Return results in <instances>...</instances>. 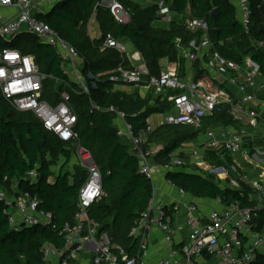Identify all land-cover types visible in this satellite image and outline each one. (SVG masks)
<instances>
[{
	"label": "built area",
	"instance_id": "obj_1",
	"mask_svg": "<svg viewBox=\"0 0 264 264\" xmlns=\"http://www.w3.org/2000/svg\"><path fill=\"white\" fill-rule=\"evenodd\" d=\"M42 1L45 0H0V42L5 44L0 47V89L15 109L34 113L44 128L62 141L77 142L78 117L68 91L60 93L56 104L44 99L45 82L52 76L40 70L32 54L12 46L22 34L37 36L42 43L55 48L61 57L63 73L67 76L62 82L75 91L70 84L74 82L81 88V93H90V82L83 72L79 51L39 17V14H45L39 9ZM235 2L240 12L238 21L249 32L252 18L250 2ZM103 5L111 8L119 22H130L128 10L117 0H109ZM158 6V15L167 24L179 20L191 31L203 32L200 41L194 39L186 47L180 38L175 44L183 52L186 62L193 65L201 60L205 72L197 77L191 66L192 78H188L186 69L180 71L182 64L177 61L163 67L159 74H150L138 50L129 55L123 41L108 33L102 48H117L128 56L130 63H121L109 72V80L115 85L145 87L159 93L161 100L170 105L167 111L160 112L161 126H199L205 118L224 107L238 123L208 128L204 140L196 142L190 149L181 147L182 153L188 152L191 162L181 155H171L168 162L153 165L150 162L153 152L147 146V135L154 131V126L149 123L137 132L127 120L125 111L110 106L108 110L116 114V121L122 122L120 127L117 126L118 134L131 143L132 153L139 160V172L154 181L160 171L166 184L175 188L177 196L168 202L154 189L147 208L135 220L129 234L137 243L136 250L130 252L117 246L110 233L102 231L101 224L89 214L92 205L105 195L103 176L92 153L78 143V164L87 174L78 192L72 222L60 225L52 212L39 208V200L29 191H20L13 185L0 188V201L6 205L4 211L14 231L39 226L51 228L63 238L62 247L49 242L43 245L44 264H250L258 255L264 254V228L257 229L254 223V217L264 208V136L260 144L253 133L260 124L264 125V96L257 94V90H264V83H258L260 65L251 55H246L239 62L215 50L206 19L178 14L164 0H160ZM254 44L264 49L263 39L254 41ZM208 70L229 76L230 83L238 88L237 97L217 85L212 76L214 73L209 75ZM98 81L95 79L92 86L97 87ZM56 82L60 80L56 79ZM94 108L99 107L95 104ZM228 157L232 158L231 162L227 161ZM200 169L209 171L205 175H212L216 182L241 190V197L249 204L243 205L240 200L225 202L218 197L212 199L214 205L204 212L200 198L193 196L190 199L191 194L177 188L167 177L175 170L200 173ZM38 177L39 171L34 169L24 178L35 181ZM246 188L250 190L248 193ZM155 230L163 235L166 253L152 259Z\"/></svg>",
	"mask_w": 264,
	"mask_h": 264
},
{
	"label": "trees",
	"instance_id": "obj_2",
	"mask_svg": "<svg viewBox=\"0 0 264 264\" xmlns=\"http://www.w3.org/2000/svg\"><path fill=\"white\" fill-rule=\"evenodd\" d=\"M103 0H60L50 12L39 17L56 29L80 53L83 72L90 82V93H81L80 87L70 82L75 89L65 87L66 80L62 69V59L55 48L42 43L33 34H22L12 46L22 52L32 54L40 70L49 74L45 82L43 98L52 104L60 100V93L65 88L71 96V105L77 114L76 130L80 145L93 155L103 176L105 195L90 208V216L101 224L102 231H108L117 246L125 247L130 252L136 250L137 243L129 236L135 220L147 208L154 191L153 181L139 172V160L130 151L129 141L118 134L116 114L109 111L110 106L125 111L127 120L140 132L149 124L152 114L167 111L169 104L160 97L141 98L137 93H127L114 89L109 80V72L121 63L130 65L128 56L117 48H102L104 37L111 33L119 41L130 40L142 54L150 74H159L161 62L180 61L185 65L181 50L176 46V39L182 40L183 47L197 39L203 32H193L179 20H173L165 26H158L156 21L159 6L153 0L151 5L142 6L129 0H117L129 12V23L119 22L111 8L102 4ZM170 8L181 15L204 18L210 27V37L214 49L222 55L242 61L246 55L260 65L264 76V49L255 46L254 41L264 40V0H249L252 9L251 29L246 32L238 21L234 4L230 0H164ZM220 11L214 20L212 12ZM95 16L102 36L92 38L88 25ZM5 46L0 42V47ZM197 77L205 72L202 61L193 63ZM90 74L92 77H90ZM59 79L61 84L56 83ZM95 79L97 87L92 86ZM154 99V100H153ZM98 106L96 109L94 106ZM212 123H232L238 121L224 107L212 116L204 119L206 127ZM190 125H163V130L177 129ZM192 127V126H191ZM154 131L149 133V138ZM175 140L157 155V162H168L172 153L180 147V138ZM70 142H64L54 133L46 130L41 120L32 112H20L7 101L0 89V188L18 181L20 191H29L39 202V208L52 212L55 220L63 225L74 220L78 192L86 178V171L75 167L73 172L66 170L74 155ZM55 158L49 159L47 154ZM232 161L231 157L227 158ZM219 164V162H217ZM57 166V171L53 167ZM37 169L39 177L35 181L24 177L31 170ZM54 177V178H53ZM177 188L183 189L200 199L221 197L225 202L240 200L241 190L232 189L227 184L216 182L204 171L175 170L167 175ZM248 193L250 190L245 189ZM6 205L0 201V264H44L42 247L52 243L64 246V240L51 228L33 226L14 231L5 213ZM257 229L264 228V208L254 217ZM250 264H264V254H260Z\"/></svg>",
	"mask_w": 264,
	"mask_h": 264
},
{
	"label": "crops",
	"instance_id": "obj_3",
	"mask_svg": "<svg viewBox=\"0 0 264 264\" xmlns=\"http://www.w3.org/2000/svg\"><path fill=\"white\" fill-rule=\"evenodd\" d=\"M230 1L235 6V9H236V12H237V18H238L239 13H240L239 9H238V5L236 4L235 0H230ZM100 32H101V30H100ZM101 36H102V32H101V35L99 37H95V38L98 39ZM133 47H134V45H133ZM135 51H137V49L134 47V53H135ZM167 61H168V64L171 65V62L168 59H167ZM191 66L193 67V65L190 64V62H186L185 65H182V68L180 69V71H182V72H183V68L186 69L185 74L187 73V75H188L187 77L188 78H192V71L190 70ZM211 73H214V72L211 71V70H208V74L212 75ZM212 76L215 77V83H217V85H219L221 87H224L235 98L237 97L238 88H237L236 85L230 83L229 76H220V75H218L216 73H214ZM50 78H52V77H50ZM68 79H69V77H68ZM59 83L61 84V82H58V84ZM258 83H261V84L264 83V76L263 75H261L259 77ZM64 86L68 87V85H66V84H64ZM136 87H139V86L115 85L114 84V89H116V90H121L123 92H127V93H130V94L137 93L141 98H144L143 90L141 91L139 89H136ZM141 88H145V87H141ZM145 89H147V88H145ZM65 90L66 89L64 88L62 91H65ZM257 94H259L261 97L264 96V90H261V89L257 90ZM155 114H157L156 120H154L153 122H149V123H151V124L153 123L154 125H157L158 127H160L161 126V121H162L161 113L158 112V113H155ZM150 117H149L148 121H150ZM203 121H202V123L199 126H193V127H197L198 128V127L202 126L203 125ZM115 123H116V126H118V127H120V125H122V122H120L119 120H117V121L115 120ZM230 124H232V123H226V124H224V123H217V124L213 123L212 125H209L207 128H205L203 133H205L206 129H208V128H213V127L218 128V127H223V126H227V125H230ZM155 128L156 127H154V129ZM253 133L255 134V138H257V141L261 144L262 143V137L264 136V125L260 124V127L258 129H256V130H254ZM202 136H204V134ZM147 139H148V136H147ZM204 139L205 138H203L202 140H204ZM199 141H201V140H199ZM77 144H78L77 142H70V145L75 149L73 158H74V156H76V145ZM149 147H150V143H149ZM130 151L132 152V145H130ZM176 154L181 155L186 161H188V159H186V156H185V155H188V152H186V153L183 152L182 153L181 150H180V147L175 152L172 153V156H176ZM155 157L156 156H154L152 154V157L150 158L151 164L160 165V163L157 162V159ZM56 169H57V166H55V169H53V170L57 171ZM159 173H160V171H159ZM153 184H156V186L154 185V189L157 190V193H159V197L162 198L163 200L168 201V202H172L173 198L177 196V192H176L175 188L170 187L169 185H167L166 182L164 181V177L159 179V180L157 179L156 181L154 180ZM12 185H13V187H15V189H17L18 188V181L14 180ZM192 198H194V197L190 196V199H192ZM199 201H200L201 209L204 212H208L210 210L211 206L214 205L212 199H199ZM184 211H185V209H184ZM162 237H163V235H162V233L160 231H158V230L154 231V235H153V238H152V244H153L152 259H155L157 256H160V255H163V254L166 253V248L163 246L164 243H163Z\"/></svg>",
	"mask_w": 264,
	"mask_h": 264
},
{
	"label": "rangeland",
	"instance_id": "obj_4",
	"mask_svg": "<svg viewBox=\"0 0 264 264\" xmlns=\"http://www.w3.org/2000/svg\"><path fill=\"white\" fill-rule=\"evenodd\" d=\"M60 1V0H45L42 1L40 3V7L39 9H42L45 13L50 12V10L52 8H54L55 4ZM130 2H134L136 4L142 5V6H146V5H151L154 3L153 0H129ZM108 3L109 0H103L102 4ZM159 2V1H158ZM158 2H156L158 4ZM156 25L158 26H165L166 21L164 19H161V21H156L155 22ZM88 29H89V33L91 35L92 38L95 37H99L101 35L100 32V28H99V24L98 21L96 19L95 16H93L89 22L88 25ZM123 44L125 45L127 52L129 55L132 56V54L134 53V47L132 45V42L130 40H124ZM136 52V51H135ZM181 54L183 55V52L181 51ZM161 66L162 67H169L168 61L167 59H163L161 62ZM136 89L139 90H143V95L144 98H156V97H160L159 93H156L154 89H145V88H141V87H136ZM154 100V99H153ZM157 114H153L150 117V121L149 122H153L154 120H156ZM153 124V123H152ZM213 124V123H212ZM209 124V125H212ZM154 127H156L154 129L153 134L150 136L149 138V142H150V148L152 149L153 155L156 156L162 149H164L166 146L170 145L175 139L174 138H180V148H184V149H190L193 147V145L198 142L199 140H202L203 138H205L204 136H202L204 133V129L207 128L206 124L202 125L200 127H189V126H185V127H179L177 129H169V130H163V128L158 127L157 125H154ZM202 138V139H201ZM180 152V151H179ZM178 155V154H176ZM186 159H188L189 162L190 158L188 155H185ZM47 157L49 159L54 160L55 158L51 155V153L47 154ZM156 158V157H155ZM77 155L74 156V158L72 159V161L70 162V164L66 167V170H69L70 172H73L75 167H79L81 170L83 169L79 164ZM155 164V163H154ZM55 169V167H54ZM200 171H205L203 169H200ZM205 174H209L210 172L205 171ZM160 175V176H159ZM159 177V178H158ZM163 178V174L162 173H156L155 175V181L158 179ZM156 186V184H154ZM15 188V187H13Z\"/></svg>",
	"mask_w": 264,
	"mask_h": 264
},
{
	"label": "water",
	"instance_id": "obj_5",
	"mask_svg": "<svg viewBox=\"0 0 264 264\" xmlns=\"http://www.w3.org/2000/svg\"><path fill=\"white\" fill-rule=\"evenodd\" d=\"M219 15H220V11H219V9H218V8H215V9L213 10V12H212V18H213L214 20H216V19L219 17Z\"/></svg>",
	"mask_w": 264,
	"mask_h": 264
}]
</instances>
